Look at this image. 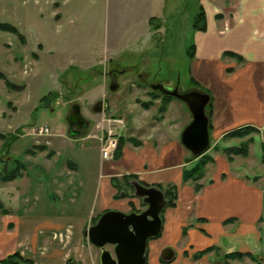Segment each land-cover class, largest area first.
<instances>
[{
    "label": "rangeland",
    "instance_id": "1",
    "mask_svg": "<svg viewBox=\"0 0 264 264\" xmlns=\"http://www.w3.org/2000/svg\"><path fill=\"white\" fill-rule=\"evenodd\" d=\"M62 1L59 0L60 3ZM77 3L76 13L69 10L73 14L71 19L67 18L70 15L67 13L58 20L57 16L51 15V11L54 12L57 6L55 3H50V0H0V24L12 25L28 39L26 47H22L24 44L17 35L0 31V71L9 82L21 87V91L9 90L4 81L0 80V131L15 129L9 133H0L5 139L0 138V204L8 213L5 216L18 217L17 212L22 211L20 204L23 202L26 204V199L33 195L31 191L35 188L33 184L38 176L43 178L47 175L48 180L54 177V172L45 170L47 165L41 159L29 157L40 153L39 148H45L43 152H50L51 155L56 153L51 162L53 164L58 162L57 168L65 166L68 162L78 164V170L76 172L73 170V174H69V180L75 182L74 188L81 181L85 183V191H75L74 194H78L77 204L72 207L68 205L69 200H65L64 203L55 200V190L49 183L52 181L43 178V187H38L37 192L47 198V202L53 206L50 211L52 213L61 209L73 211L80 207V212L87 216L98 211L100 201L93 196V193L97 185V176L101 171L100 140L101 138L104 140L107 136L109 126L107 120L116 118L123 121V126L115 129L117 148L107 162L115 167L124 156L125 148L138 153L143 161L140 163L142 170L136 175L126 176L123 175L124 170L116 169L117 172L107 176L113 190L112 199L124 206L126 212L123 213H141L145 210L141 199L134 196L132 182L155 187L163 195L168 187L175 188L173 194L176 198L173 200V206L168 205L170 198H165L167 205L160 215L166 225L165 235L169 239L160 250L156 249V246L157 242H162L161 239L148 241V251L159 250L156 258L160 264H264L262 257L264 256V213L256 223L260 230L258 233L260 242L247 235L245 239L229 235L228 230L222 229V233L217 236L216 247L214 237L198 228V224L204 223L205 220L194 216L192 201L183 202L181 197L184 186H189L196 193V185L202 188L203 183H208V179L216 173V166L213 165L214 157L220 156L227 160L222 151L224 148L239 146L249 138L253 141L248 146V155L236 156L238 159L234 169L245 174L246 179L251 183L259 182L264 193V151L262 150L264 134L257 132L243 140L228 138L225 135L223 141H216L209 135V147L203 155L210 157L212 162L206 164L203 177L197 184L192 181L184 182L182 180L184 170L191 169L203 156H192L180 141L182 131L191 122V114L181 101L177 99L165 101L162 96H154L149 88V85L158 84L169 90L176 89L179 93H187L194 87L189 82V61L186 53L191 44L188 27L198 12L197 0H166L162 21L167 33L163 37L157 36L148 41L147 50L143 55L129 50L120 56L118 62L112 63L109 67L104 65L95 69L96 71L73 68L63 75L56 74L51 64L43 61V57L36 63L28 64L30 59H33L30 50L34 48L35 41L44 42L46 38L51 42L50 47L54 55L61 52L58 55L59 60H56L57 63H73L77 59L84 61L104 57L113 25L116 26L127 18L124 15L128 6L127 0H78ZM76 29L77 31L74 32ZM24 57L26 60L20 61ZM56 69L58 70L59 67ZM199 92L207 94L202 90ZM43 97L46 99L41 102ZM172 100L184 109L170 107ZM98 101L103 102L105 109L95 114L92 108ZM74 108L78 109L80 117L86 123L82 127L68 125L67 119ZM205 113L206 116L209 114L208 105ZM172 117H176L180 122L179 134L172 127ZM102 120H105V123L101 127L99 124ZM40 126L49 127L51 135L32 137L30 130ZM173 129L175 132L172 131ZM58 130L64 131L65 134L59 135V132H56ZM25 131L27 133H24ZM172 136L180 143L185 156L178 167L180 179L177 183L155 182L158 180L156 177L167 169H158L157 166L152 168L149 161L153 159L154 154L159 156L162 154L165 144L172 141ZM12 138L15 140L9 141ZM52 139L50 146L49 142ZM65 139L71 142L67 143ZM90 142L97 143L99 151L91 146ZM84 145L91 147L85 148ZM16 159L24 167L20 177L13 182L2 181V175L10 174L15 169ZM120 162L122 163V160ZM70 167L68 166L69 169ZM143 176L153 182L147 185ZM28 205L30 206L29 203ZM44 205L45 202L41 203L42 208ZM27 206L25 205L24 208L26 209ZM105 211L93 214L89 226L96 224ZM202 211L210 217H212L211 213H214L212 210L210 213L205 207ZM11 217H5V232L14 230V224L7 221ZM227 223L235 225L236 220L228 219L224 224ZM197 234L211 241H206V245H200L194 240ZM209 247L213 249L205 252L204 250ZM107 248L112 250L111 247ZM166 249L175 253L170 262L161 258L162 252ZM231 252H249L254 260L243 258L226 261L224 255Z\"/></svg>",
    "mask_w": 264,
    "mask_h": 264
},
{
    "label": "crops",
    "instance_id": "2",
    "mask_svg": "<svg viewBox=\"0 0 264 264\" xmlns=\"http://www.w3.org/2000/svg\"><path fill=\"white\" fill-rule=\"evenodd\" d=\"M77 2L78 0H63L60 3L59 0H50V3H55L57 6L54 12L51 11V15L57 16L59 20L69 13L67 18L71 19L73 14L69 10L76 13ZM197 2L198 12L202 10L204 13V28L202 30L193 29L194 18L191 20L188 27L191 44L186 54L189 61V82L194 86L191 91L195 89L199 92L201 89L211 99L210 138L223 141L222 138L226 134L243 127H252L264 134V0H197ZM127 5L124 14L127 18L118 25H113L104 57L84 61L77 59L73 63H57L56 60H59L58 55L61 52L54 55L50 47L51 42L46 38L44 42L35 41L34 48L30 50L33 59H30L28 64L36 63L43 57V61L50 63L56 74L63 75L73 68L91 71L101 66L104 67V65L109 67L112 63L118 62L120 56L129 50L132 53L143 55L147 50L148 41L157 36L163 37L167 33L162 21L166 0H127ZM17 31L24 39L22 47H26L28 43L26 35L18 29ZM76 31L77 29L74 32ZM226 53L239 56L240 60H237L236 56L225 55ZM25 60L24 57L20 61ZM57 67H59L58 70ZM103 82L106 85V82ZM173 106L184 109L172 100L170 107ZM13 107L16 110L14 105ZM175 119L176 117H172V127L179 134L180 122ZM175 129L172 131L175 132ZM12 130L15 129L9 128L0 133H9ZM56 132H59V135L65 134L61 130ZM52 141L53 139L49 142L50 146ZM70 142L71 140L67 141V143ZM91 146L99 151L97 143ZM91 146L84 145L83 147ZM183 153L180 143L172 136V141L165 144L162 154L160 156L154 154L153 159L149 161L152 168L157 166L158 169H167L156 177L158 180L155 182H178L180 179L178 167L185 158ZM55 156L56 153L49 157L46 152H40L34 157H29L41 159L47 165L45 170L54 172L51 180H48L47 175L43 177L47 178V181H52L49 183L55 190L54 199L61 203L69 200L68 205L74 207L78 197L77 193L74 194L75 191H85L83 181L74 188L75 182L69 180V174H73V170L74 172L78 170V164L68 162L65 166L57 168L58 162L54 164L51 162ZM236 159L238 157L229 163L220 156H215L213 165L216 166V173L208 179V183H203L197 193H194L189 186H184L182 189V201H192L194 216L205 220L204 223L198 224V228L214 237L216 247L218 246L217 236L222 233V229L228 230L229 235L238 238L245 239L247 235L255 241H261L258 236L260 230L256 223L264 213L263 189L259 182L251 183L246 179L245 174L234 169ZM121 160L117 162L115 168L111 163L102 160L100 156L101 171L97 176V185L93 193V196L100 201V207L93 214L105 210L126 212L124 206L113 201V190L107 176L117 172L116 169L124 170L123 175L126 176L136 175L142 170L140 163L143 161L138 153L127 148ZM68 166H71V169ZM43 178L41 176L36 178L33 184L35 188L31 191L33 195L26 199L30 206L28 207L27 203L24 204L25 202L21 203L22 211L17 212L18 217L0 215V260L17 251L33 264H67L68 262L100 264L99 250L86 241L84 235L93 214L87 216L81 213L80 207L73 211L61 209L52 213L50 210L53 206L47 202V198L40 196L37 192L38 187H43ZM143 178L147 185L153 182H150V178L145 176ZM43 202L46 203L44 208L41 207ZM203 207L210 210V213L211 210L214 212L211 213L212 217L202 211ZM5 217H11L7 221L14 224L12 232L4 231ZM228 219H235V225L233 223L224 224ZM165 226L162 222V235L156 238L159 241L162 240L161 243L157 242L156 249L159 250L169 239L165 235ZM53 234L69 235L66 239L63 237L59 241L57 238L53 239ZM194 240L200 245H206V241H211L199 234L194 237ZM156 249L154 252L148 251L147 245L148 264H160L156 258L159 250ZM174 256L175 253L172 258Z\"/></svg>",
    "mask_w": 264,
    "mask_h": 264
},
{
    "label": "water",
    "instance_id": "3",
    "mask_svg": "<svg viewBox=\"0 0 264 264\" xmlns=\"http://www.w3.org/2000/svg\"><path fill=\"white\" fill-rule=\"evenodd\" d=\"M149 88L160 95L173 97L187 106L191 122L182 131L180 141L192 156L203 155L210 143L209 120L205 113L210 101L209 96L198 91L179 93L176 89L169 90L158 84L149 85ZM104 109L103 102L98 101L92 112L99 114ZM67 122L70 127L78 128L86 124L77 108H74ZM131 185L134 196L141 199L146 209L141 213L105 211L96 224L89 226L84 233L88 242L99 250L100 264H146L148 241L158 238L161 234L160 215L167 205L163 193L155 187H146L138 182H132ZM173 255L172 250L166 249L161 258L169 261Z\"/></svg>",
    "mask_w": 264,
    "mask_h": 264
},
{
    "label": "trees",
    "instance_id": "4",
    "mask_svg": "<svg viewBox=\"0 0 264 264\" xmlns=\"http://www.w3.org/2000/svg\"><path fill=\"white\" fill-rule=\"evenodd\" d=\"M204 13L202 10H200L194 17L193 22H192V28L195 30H202L204 28ZM151 22V20H150ZM0 31H4V32H10L13 33L15 35H17L19 37V40L21 43L24 42L23 37L19 34V32L17 31L16 28H14L12 25L10 24H0ZM225 55H233L236 56L232 53H226ZM237 60H240L239 56H236ZM0 80L4 81V84L6 86L7 89L9 90H20L21 91V87L17 86L11 82H9L7 80V78L5 77V75L0 71ZM199 89V88H198ZM201 91V89H199ZM203 91V90H202ZM204 92V91H203ZM206 93V92H205ZM152 94L156 97L162 96V98L165 101H168L170 99H175L173 97L170 96H163L160 95L154 91H152ZM46 99V97H43L41 99V102L44 101ZM208 108H209V114L207 115L208 120L210 118V113H211V99L208 103ZM209 130L211 129V125L209 124ZM257 130L252 128V127H243V128H239L236 130H233L231 132H229L228 134H226V137L228 138H232V139H239V140H243L246 137L250 136L251 134H256ZM0 138L5 140L3 136L0 135ZM15 138L10 139L9 141H14ZM253 139L249 138L247 141H243L241 145L236 146V147H228V148H224L223 154L226 156L228 162H232L234 160V157L239 156V157H246L248 155V146L250 143H252ZM40 152L45 151V148H39ZM262 150L264 151V146L262 147ZM48 156H51V153L48 152L47 153ZM15 162V169L12 170L10 172V174H6V175H2L1 179L4 182H13L14 180L18 179L20 177V172L23 170V165L21 164V162L19 160H14ZM209 162H212V159L208 156L203 155L200 160L198 162H196V164L189 170H184L183 172V176H182V180L184 182L186 181H192L195 184L198 183L199 180L202 179L203 177V170L206 166V164H208ZM201 189V186L196 185L195 186V191L196 193ZM173 191H175L174 187H168V189L164 192V198L169 199L168 200V205L169 206H173V200H175V194H173ZM0 212L2 215H7V211L2 209V206L0 204ZM213 248L209 247L207 249H205L204 251H210ZM203 252V253H205ZM243 258H249L250 260H254L253 256L249 253V252H231L228 254L224 255V259L226 261H233V260H240ZM0 264H33L32 261H30L27 258H23L19 252H13L11 254H9L7 257H5L4 259L0 260ZM147 264V263H146Z\"/></svg>",
    "mask_w": 264,
    "mask_h": 264
},
{
    "label": "built area",
    "instance_id": "5",
    "mask_svg": "<svg viewBox=\"0 0 264 264\" xmlns=\"http://www.w3.org/2000/svg\"><path fill=\"white\" fill-rule=\"evenodd\" d=\"M105 123V120H102V123L99 124V126H103V124ZM107 123L109 124L108 129H107V136L106 138L103 140V138H101V142H100V155L102 160L107 161L111 158L113 152L115 151V149L117 148V140L115 139V129L117 127L123 126V121L120 119H116V118H109L107 120ZM24 133H27V131H25ZM30 135L32 137H48L51 135V130L49 127L47 126H40V127H33L30 130ZM69 234H65V236H63L62 234H58L55 235L53 234V239H58L59 241L65 237V239L68 237Z\"/></svg>",
    "mask_w": 264,
    "mask_h": 264
},
{
    "label": "flooded vegetation",
    "instance_id": "6",
    "mask_svg": "<svg viewBox=\"0 0 264 264\" xmlns=\"http://www.w3.org/2000/svg\"><path fill=\"white\" fill-rule=\"evenodd\" d=\"M74 110V109H73ZM143 204V203H142ZM144 205V204H143ZM145 209H146V205H145Z\"/></svg>",
    "mask_w": 264,
    "mask_h": 264
}]
</instances>
